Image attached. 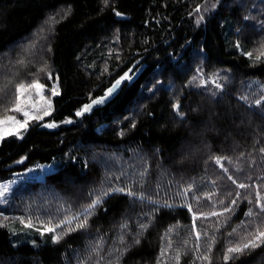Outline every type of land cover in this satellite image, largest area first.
<instances>
[{
  "label": "trees",
  "instance_id": "16d2710c",
  "mask_svg": "<svg viewBox=\"0 0 264 264\" xmlns=\"http://www.w3.org/2000/svg\"><path fill=\"white\" fill-rule=\"evenodd\" d=\"M262 52L264 0H0V119L20 114L18 84H59L48 114L0 143V182L59 162L0 207V264H264L260 241L224 258L264 231ZM212 182L236 203L203 222L193 202Z\"/></svg>",
  "mask_w": 264,
  "mask_h": 264
},
{
  "label": "rangeland",
  "instance_id": "374dc122",
  "mask_svg": "<svg viewBox=\"0 0 264 264\" xmlns=\"http://www.w3.org/2000/svg\"><path fill=\"white\" fill-rule=\"evenodd\" d=\"M126 76H129V73H127ZM37 82L41 87H32L27 89L23 97L21 98L20 107L22 111H19L20 114L10 115L0 119V143L5 137L10 135H17L19 137H22L29 128L30 121L32 119L39 117L42 118L45 113H48L50 111L48 107H50V105L52 104L54 96L59 93V84L55 80L52 81V85L50 87L52 95L50 97L45 93V85L39 81ZM53 89L56 90V94H53ZM46 109L48 110L44 112V110ZM24 112H28L29 116H24ZM7 117H13L14 120H8L6 119ZM25 120L27 121V124H24ZM58 163L59 162L57 160H54L50 163L33 164L22 170L15 171L14 175H12L9 179L1 181L0 191H4V187H7V191L4 193L3 196H0V207L5 209V207H7L13 202L16 192L19 188H21L22 185L26 183V180L32 179L34 177H43L46 172L54 170L58 166ZM257 166L259 165L254 164L252 170H256L257 168H259ZM225 169H227V171H225ZM252 173L253 171L249 172L246 167H240L238 168V170H233L225 166L224 173H222V176L225 177V179L232 181L240 191L241 188L238 185L250 184ZM212 183L213 184L209 190L203 189L202 192H198L196 194V201L193 202L194 211L198 215H201L203 217V222H208L207 217L212 216L211 213L225 212L226 208L231 209L234 205L233 203H231V200L225 201L226 197L224 195H213L217 194L219 189L214 182ZM231 192L232 190L229 193ZM206 195H208V199L204 201V196ZM220 197L222 198V200H220Z\"/></svg>",
  "mask_w": 264,
  "mask_h": 264
},
{
  "label": "snow or ice",
  "instance_id": "6c2138e0",
  "mask_svg": "<svg viewBox=\"0 0 264 264\" xmlns=\"http://www.w3.org/2000/svg\"><path fill=\"white\" fill-rule=\"evenodd\" d=\"M197 11H199V9H197ZM52 19H54V18H52ZM201 19H202V17H201ZM197 23H199V20H197ZM32 47H35V44H33ZM237 47H239V44H237ZM246 55H248L249 57H251V56H252V53L249 52V53H246ZM261 55H264V52H262L260 55H257V56L255 57V59H257V60L261 59ZM17 63H19V64H24V60L21 59V60L17 61ZM44 70H46V69H41V71H44ZM121 79H123V77H122ZM195 79H196V77H193V80H195ZM207 82H208V81H206V80H202V81H201V83H204V84H206ZM119 83H120V81H117V82H116V85H113V88H109V89H108V93L110 94V93L113 91V89H114ZM212 83L216 84V87H217V88H222V87H223V85L217 83L216 80H213ZM32 87L39 88V87H41V86L39 85L38 82H33L32 84H29V85H26V84H24V83H20V84H18V85L16 86L17 102H16L15 108H14L13 110H15V111H22V109H21V107H20L21 98L23 97L25 91H26L28 88H32ZM53 94H56V90H55V89H53ZM242 99H246V97H242ZM103 100H104V97H101V98H99V100H94L92 103H93V104L100 103V102H102ZM260 103H261V100H260V99H257V100L255 101V104H257V105H259ZM91 107H92L91 104H89V105H85L84 108L82 109V111H78V112L76 113V115H77V116L83 115V113L89 111V110L91 109ZM174 107L178 110V109H179V104L174 105ZM47 114H48V113H45V115H47ZM177 114H178L181 118H182L183 115H184L183 113H181V112H179V111H177ZM24 116H29V113H28V112H24ZM6 119H8V120H14L13 117H7ZM17 123H19V122H17ZM24 124H27V121H26V120L24 121ZM22 126H23V125H22ZM48 126H49V127H52L53 125H48ZM134 126H135V125H133V127H134ZM261 151L264 152V148H262ZM214 159H215V161H216L217 164H220L221 167H223V164H221V160L224 159V158H221V157H215ZM225 171H227V169H225ZM143 175H144V174L141 173V176H142V177H143ZM230 178H231V177H230ZM238 186H239L240 188L247 187V185H245V184H239ZM6 191H7V187H4V191H0V196H3L4 193H5ZM113 191H121V192H123L124 189H113ZM128 191H129L130 194H133V195H134V193H131V189H128ZM98 203H100V200H99V199H97V200L94 201L92 204H90V205L88 206V208H89V209L94 208L95 205L98 204ZM231 203L235 204L236 201L233 200ZM259 206H260L261 209H264V203H260ZM225 211H230V209L226 208ZM251 214H252V213H251V210H249V213H247L246 215H251ZM211 215H222V213H211ZM72 219H76V218L73 217ZM61 223H62V224H70V221H62ZM58 226H59V225H57V226H47V225H45V226H43L42 228H38L37 230H38V231H41V232H53V233H55V231H56V227H58ZM86 226H87V216H85V218H84V220H83L82 222H79V223L76 224V228H84V227H86ZM27 227H33V224L29 221V222L27 223ZM141 227H145V226H144V225H141ZM73 230H74V229L71 228V227H69V228L67 229L68 232H71V231H73ZM197 236H199V233H197ZM60 239H61V236H60L59 234L53 236V241H54V242H58ZM258 241H260V242H264V231H260L259 229L257 230L256 234L253 236V238L250 239V240H248V242L245 243L242 247H241V246L230 247V248L228 249V255H225L224 258L227 260V259H230V258H231V255H230V254H232V253H240V252H242L245 248H248V247H257V246H258V243H257ZM137 242H138V241H137ZM203 259H208V257H203Z\"/></svg>",
  "mask_w": 264,
  "mask_h": 264
},
{
  "label": "water",
  "instance_id": "95a60500",
  "mask_svg": "<svg viewBox=\"0 0 264 264\" xmlns=\"http://www.w3.org/2000/svg\"><path fill=\"white\" fill-rule=\"evenodd\" d=\"M114 85H116V83H115ZM119 87H120V83H119V84L113 89V91H112L110 94H109L108 91H107L106 95L101 96V97H104V100H103L102 102H100V103H96V104L91 103V105H92L91 109H92L94 106H96V105H98V104H102V103H104L105 101H107L109 98H111V97H112V96L118 91ZM111 88H113V86H112ZM101 97H100V98H101ZM97 100H99V98H98Z\"/></svg>",
  "mask_w": 264,
  "mask_h": 264
},
{
  "label": "bare ground",
  "instance_id": "6f19581e",
  "mask_svg": "<svg viewBox=\"0 0 264 264\" xmlns=\"http://www.w3.org/2000/svg\"><path fill=\"white\" fill-rule=\"evenodd\" d=\"M98 98H100V97H98ZM98 98H97V99H98ZM97 99H95V100H97ZM98 105H99V104H98Z\"/></svg>",
  "mask_w": 264,
  "mask_h": 264
}]
</instances>
